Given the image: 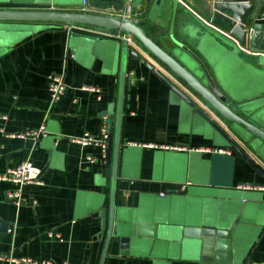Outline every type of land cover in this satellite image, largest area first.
<instances>
[{"label":"crops","instance_id":"0c3cea01","mask_svg":"<svg viewBox=\"0 0 264 264\" xmlns=\"http://www.w3.org/2000/svg\"><path fill=\"white\" fill-rule=\"evenodd\" d=\"M166 2V12L146 27L160 45L168 44L163 36L170 33L172 13ZM199 2L179 0L176 8L173 33L186 44L189 35L181 27L187 26L192 32L196 23L190 14L183 12L184 8L210 22ZM206 2L213 10V5L219 4L215 0ZM88 3L91 12L109 15L110 7H125L126 0H88ZM227 4V13L237 15V6ZM71 32L41 30L12 46H0V174L31 160L43 181L42 185L26 186L28 201L20 208L8 197L14 184L0 181V256L3 257L0 264H27L12 262L13 258L25 257L52 264H99L100 261L101 211L110 201L111 173L99 145L81 146L71 138L86 133L100 138L105 123L114 130L116 108L113 113L104 115V112L118 100L120 60L115 62L109 52L122 41L102 36H96L99 39L95 40L88 38L90 34L77 32L81 35L78 36ZM147 57L189 94L186 85L165 66ZM250 61L261 64L259 56ZM62 73L68 87L52 105L49 76ZM129 76L115 221L132 228L138 223L197 227L204 220L215 218H225L231 223L239 217L233 212L236 205L233 202H237L240 207L241 203L248 205L250 221L264 224V192L238 189L243 184L264 186V178L233 149L215 142L198 121L190 123L184 117L183 100L145 65L139 62ZM42 124L47 125L48 134L37 141L17 136ZM89 156L96 161L88 160ZM225 184L238 190L234 198L223 193ZM250 233L248 230L246 239ZM134 240L125 255L121 254L119 245L112 246L104 264H216L184 258L175 245L156 239ZM250 256L242 264H264V235L253 246Z\"/></svg>","mask_w":264,"mask_h":264},{"label":"water","instance_id":"95a60500","mask_svg":"<svg viewBox=\"0 0 264 264\" xmlns=\"http://www.w3.org/2000/svg\"><path fill=\"white\" fill-rule=\"evenodd\" d=\"M166 1L169 2L168 11L172 13L170 33L163 36L168 44L160 45L148 34L146 27L166 12ZM198 1L199 8L212 24L190 8H184L183 12L190 14L196 23L192 25V32L187 26L181 27L182 32L189 35V43L186 44L173 33L179 0H134V16L124 19L91 11L64 10L79 9L84 0H0V46H12L41 30L62 29L68 33L65 25L75 24L119 30L127 36L131 34L141 46L134 47L123 41L109 52L115 62L120 60L119 94L117 103H112L104 112V115L113 113L116 108L115 127L113 131L110 127L108 141L111 188L109 204L101 211L99 264L105 263L109 250L115 244L125 255L131 242L143 237L175 245L184 258L216 264H242L251 259L253 246L264 235V224H256L248 218V205L241 203L240 207L233 200L236 204L233 212L239 217L231 223L225 218H215L213 221L204 220L197 227L138 223L132 228L115 221L126 86L130 81L129 73L137 68L139 62L183 100L184 117L190 123L198 121L200 128L205 129L215 142L233 149L264 178V0H215L219 4L213 5L214 10L206 0ZM118 3L120 5V1ZM227 3L237 6V15L227 13ZM3 6L12 8H1ZM71 33L81 36L76 31ZM147 56L165 66L179 82L185 84L189 94L150 63ZM256 56H259L261 64L250 61ZM222 191L233 198L238 194L230 184H225ZM248 230L251 233L246 239Z\"/></svg>","mask_w":264,"mask_h":264},{"label":"built area","instance_id":"2783aa9c","mask_svg":"<svg viewBox=\"0 0 264 264\" xmlns=\"http://www.w3.org/2000/svg\"><path fill=\"white\" fill-rule=\"evenodd\" d=\"M134 0H126L125 7L122 8H114L110 7V10L107 11L109 16L118 17L121 19L132 17V11L134 10ZM91 8L89 7L88 0H84L83 4L80 6V11H87L90 12ZM66 28L69 32L76 31L79 33L84 34H90L95 36H102L106 38L116 39L120 41H126L130 45L134 47H140V44L137 42V40L130 34L125 35L124 32L119 30H109L106 28L98 27V26H91L86 24H75L72 26H67ZM147 54V53H146ZM74 56V55H72ZM67 83L65 80V73L62 74H51L49 76V95H50V104L54 105L56 104L62 96L65 94L67 90ZM93 91H99V89L92 88ZM48 134V129L46 124H42L38 129L29 130L26 132H22L18 134V137L21 138H32L35 141L39 140L41 137L46 136ZM110 137V126L109 124L105 123L101 129L100 138H96L90 133H86L81 137H72L71 141L79 144L81 146H90V145H99L102 149V158H107V152H108V141ZM152 147L156 148H163L168 149L170 146H164V145H151ZM174 149H185V148H178L175 147ZM199 151H206L202 148H196ZM218 152H230L228 150L224 149H217ZM88 160L91 162H95L96 159L93 157H87ZM0 181H6L14 184V187L12 190L8 192V197L13 200V202L16 204L18 208L22 207L28 200L25 196V188L26 186L30 184H37L42 185L43 181L38 178L36 167L33 164L31 160H26L21 162L15 167H9L5 170V172L0 174ZM240 188H246V189H256V190H264V186L258 185L253 186L249 184H243L240 185ZM162 196L165 195V192L160 193ZM0 258H3L0 256ZM12 262H24L27 264H52L50 261H42L39 262L33 258H22L21 260L12 259Z\"/></svg>","mask_w":264,"mask_h":264}]
</instances>
